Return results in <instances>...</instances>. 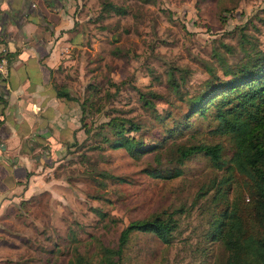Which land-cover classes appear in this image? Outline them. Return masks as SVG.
<instances>
[{
  "label": "rangeland",
  "instance_id": "1",
  "mask_svg": "<svg viewBox=\"0 0 264 264\" xmlns=\"http://www.w3.org/2000/svg\"><path fill=\"white\" fill-rule=\"evenodd\" d=\"M103 2L125 7L127 14H101ZM89 10V41L83 32L89 50H81L77 68L65 75L89 133L67 148L50 176L60 182L22 206L11 204L5 222L11 234L0 236V264H69L76 252L97 264L100 247H116L129 222L163 213L177 220L171 243L135 232L122 264H222L227 252L212 239L208 221L219 210L217 188L226 170L212 168L197 153L182 165L180 177L153 178L144 171L174 167L168 149L180 142L220 143L224 159L230 158L229 139L211 133L212 116H192L189 128L181 130L186 108L179 95L204 89L213 77L207 65L223 76L219 54L234 66L253 46L264 51V0H95ZM169 70L178 94L168 83ZM139 91L161 94L168 102L157 97L154 109L147 108ZM154 111L165 119L159 122ZM110 117L139 122L142 129L131 135L156 143L157 149L138 158L112 149V133L105 126ZM172 127L177 131L167 140Z\"/></svg>",
  "mask_w": 264,
  "mask_h": 264
},
{
  "label": "trees",
  "instance_id": "2",
  "mask_svg": "<svg viewBox=\"0 0 264 264\" xmlns=\"http://www.w3.org/2000/svg\"><path fill=\"white\" fill-rule=\"evenodd\" d=\"M102 12L123 16L127 14V9L112 2H103L101 14ZM252 49L253 51L246 53L244 61L234 66L228 65L225 58L218 53L223 76L217 75V69L207 65V70L213 77L206 81L204 89L186 98L179 95L186 108L182 115L185 123L181 130L189 128L192 116H212L216 124L211 133L229 139L232 146L230 158L224 159L220 143L180 142L168 149L169 163L174 167L144 171L153 178L169 180L180 177L183 172L182 165L197 153L206 156L212 168L226 170L227 176L221 179L217 188L219 210L215 211L208 221L212 239L222 244L227 252L226 260L222 264H264V51L254 46ZM168 83L178 94L179 85L171 70L168 72ZM139 94L147 108L154 109L153 99L157 97L159 100H165L163 95L155 92L146 95L139 91ZM57 96L76 100L70 93L62 90L57 91ZM165 102H168V99ZM80 107L83 115L85 101L80 102ZM154 112L159 122L165 119V116ZM168 114L170 112H167V116ZM80 122L83 123L80 125L81 130L88 135L89 131L85 128L83 119L80 118ZM105 126H108L112 133V139L109 141L112 149H124L134 158L157 149L156 143L144 144L142 139L131 135L142 129L140 123L132 118L110 117ZM176 131L174 127L168 129L167 140ZM76 142L70 146H75ZM155 159L160 162V153L155 155ZM106 176L114 178L112 175ZM233 184H236L237 189ZM207 190L201 194H206ZM229 192L232 193L231 199L227 195ZM163 214L129 222L121 230L116 247H100L101 258L97 264H122L120 260L123 251L135 232L151 233L163 243L170 244L173 231L177 228V220L173 218V213ZM69 264L93 263L76 252Z\"/></svg>",
  "mask_w": 264,
  "mask_h": 264
},
{
  "label": "crops",
  "instance_id": "3",
  "mask_svg": "<svg viewBox=\"0 0 264 264\" xmlns=\"http://www.w3.org/2000/svg\"><path fill=\"white\" fill-rule=\"evenodd\" d=\"M94 3L0 0V55L9 63L0 83V236L11 234L5 225L11 204L30 201L60 182L50 176L67 148L85 137L78 102L57 91L75 97L65 75L77 68L81 50H89L83 41L84 33L90 38Z\"/></svg>",
  "mask_w": 264,
  "mask_h": 264
},
{
  "label": "built area",
  "instance_id": "4",
  "mask_svg": "<svg viewBox=\"0 0 264 264\" xmlns=\"http://www.w3.org/2000/svg\"><path fill=\"white\" fill-rule=\"evenodd\" d=\"M9 73L8 58L5 55H0V83L7 77Z\"/></svg>",
  "mask_w": 264,
  "mask_h": 264
}]
</instances>
